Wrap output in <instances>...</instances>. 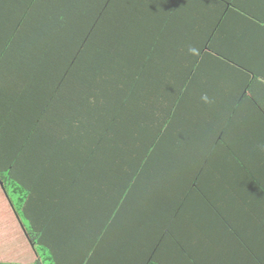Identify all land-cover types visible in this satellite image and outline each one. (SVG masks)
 <instances>
[{"label":"trees","instance_id":"1","mask_svg":"<svg viewBox=\"0 0 264 264\" xmlns=\"http://www.w3.org/2000/svg\"><path fill=\"white\" fill-rule=\"evenodd\" d=\"M38 1L26 0L30 7L9 10L13 22L0 31V75L2 67L20 65L13 72L14 81L0 84V183L8 190L10 180L15 179L25 189L23 215L32 228L24 232L30 244L47 249L42 238L47 243L48 194L56 189L58 201L51 219L60 217L57 211L63 209L70 211L71 219L81 215L88 219L85 230L98 232L86 245L91 254L86 258L97 259L99 264H114L121 245L134 258L116 264H264V245L245 243L244 232L236 225L239 222L223 209V189H217L220 201L209 202L200 183L195 185L198 165L190 169L185 165L179 182L162 173L171 167L158 149L160 133H149L142 124L147 119L144 93L132 88L128 73L117 75L112 65L116 44L127 49L123 41L130 37L127 23L138 13L135 5L142 0H41L39 8L35 7ZM21 23L27 34L22 41ZM251 109L261 115L254 103L245 111ZM250 121L256 125L259 120ZM249 166L244 169L247 188L255 193L261 166ZM80 174L101 175L98 186L109 181L113 194L106 189L105 198H100L104 203L85 207L78 193L82 183L75 182ZM51 179L59 183L51 184ZM239 183L230 184L238 196L245 191ZM258 202L241 199V207L235 210L244 219L255 217L261 212ZM126 203L132 215L121 229L133 232L114 238L112 213L123 211ZM196 203H208L197 226ZM148 237L151 250L144 246ZM59 258L51 255L54 264L82 261L70 255ZM43 261L37 254L36 260L25 264Z\"/></svg>","mask_w":264,"mask_h":264},{"label":"crops","instance_id":"2","mask_svg":"<svg viewBox=\"0 0 264 264\" xmlns=\"http://www.w3.org/2000/svg\"><path fill=\"white\" fill-rule=\"evenodd\" d=\"M39 1L35 7L39 8ZM25 5L30 7V2L0 0V31H3L2 26L13 22L9 10L16 12ZM135 10L138 13L127 23L130 37L123 40L127 49L117 43L110 60L117 75L125 77L128 73L132 88L144 93L147 119L142 124L149 133H160L158 149L171 167L164 168L162 173L179 182L185 176V165L188 169L198 165L195 185L200 183L209 202L221 200L217 189L222 188L223 209L231 211L232 220L239 222L236 225L244 232L245 243L264 245V0H142L135 5ZM50 20L46 19V23ZM22 24L19 25L21 41L27 35ZM29 25L33 30L32 24ZM44 28L48 29L47 26ZM189 48L196 49V53H190ZM19 66L16 62L12 68L2 67L5 70L1 71L0 84L14 81L17 76L13 72ZM203 94L208 95L211 103L201 100ZM251 103L259 107L261 115L253 109L245 111ZM233 117L234 124L231 122ZM250 120H259V123L254 125ZM204 150L207 158L203 156ZM202 165H206L204 171L203 168L201 171ZM247 166H261L255 193H249L247 188L249 179L244 171ZM116 169L121 179L120 167L116 166ZM77 179L75 182L82 183L78 193L85 199V207L105 202L100 198H105L102 195L106 189L112 188L109 181L108 185L103 181L102 186H98L99 174L91 177L80 174ZM164 180L162 178L161 182ZM238 182L240 189L245 190L240 196L230 189L231 183ZM56 183L59 181L51 179V184ZM90 186L96 196L91 195ZM55 195L56 189L48 194V238L47 243L42 238L44 246L55 258L70 255L74 260L82 259L81 264L102 263L86 258L91 255L86 245L98 232L85 230L84 220L88 219L83 215L71 219L68 209L57 211L63 218L51 219L58 201ZM3 196L9 199L7 190L0 183V200ZM249 198L259 201L255 204L258 208L261 205V212L244 219L235 209L241 207V199L247 201ZM207 204L196 203L194 206L195 226L203 219L200 212L207 213ZM249 204L247 202L246 207ZM13 211L19 223L16 227L18 237L25 235L36 260L35 246L28 241L14 207ZM112 214L114 238L131 236L133 229L128 230L129 233L121 229L132 215L128 203L123 211L117 209ZM8 232L6 223L0 219V236L6 238ZM229 239L232 244V233ZM147 241L144 246L151 250L152 238L148 237ZM126 248L118 247L114 264L134 258L126 253Z\"/></svg>","mask_w":264,"mask_h":264},{"label":"rangeland","instance_id":"3","mask_svg":"<svg viewBox=\"0 0 264 264\" xmlns=\"http://www.w3.org/2000/svg\"><path fill=\"white\" fill-rule=\"evenodd\" d=\"M9 184V183H8ZM14 186L21 189V191H15ZM8 197L3 196L0 200V219L2 222H5L8 227V237L2 238L0 236V262H14V263H25L34 261L32 252L29 249V244L26 241L25 235H21V238L18 237L17 228L18 222L16 221V215L13 211V206L15 207L18 218L23 225V228L30 231L32 228L29 219L23 215V206L22 199L24 197L25 189L22 184H19L15 179L10 180V185L7 188ZM13 206H12V204ZM12 214L15 216L12 218ZM12 218V219H11ZM19 229L21 232V227L19 225ZM20 241H19V239ZM36 242V241H35ZM35 251L43 261V264H54L51 261V253L48 249L42 248L37 243L35 245ZM43 251V253H41Z\"/></svg>","mask_w":264,"mask_h":264},{"label":"clouds","instance_id":"4","mask_svg":"<svg viewBox=\"0 0 264 264\" xmlns=\"http://www.w3.org/2000/svg\"><path fill=\"white\" fill-rule=\"evenodd\" d=\"M189 52L195 54V53H196V49H194V48H189ZM201 100H202L204 103H211V100H210V98L208 97L207 94H203V95L201 96Z\"/></svg>","mask_w":264,"mask_h":264}]
</instances>
